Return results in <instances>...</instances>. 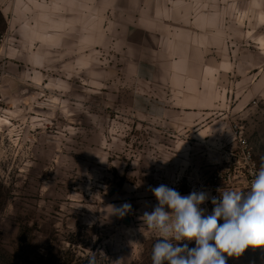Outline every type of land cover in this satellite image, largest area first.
Returning a JSON list of instances; mask_svg holds the SVG:
<instances>
[{
  "label": "rangeland",
  "instance_id": "obj_1",
  "mask_svg": "<svg viewBox=\"0 0 264 264\" xmlns=\"http://www.w3.org/2000/svg\"><path fill=\"white\" fill-rule=\"evenodd\" d=\"M123 6L0 3V264H152L151 187L206 192L211 214V197L233 187L237 131L264 164V70L245 71L264 64V11L239 24L253 39L236 44L230 72L205 75L197 106L136 65ZM225 256L264 264V247Z\"/></svg>",
  "mask_w": 264,
  "mask_h": 264
},
{
  "label": "crops",
  "instance_id": "obj_2",
  "mask_svg": "<svg viewBox=\"0 0 264 264\" xmlns=\"http://www.w3.org/2000/svg\"><path fill=\"white\" fill-rule=\"evenodd\" d=\"M93 2L86 0L87 7ZM123 4L129 20L125 41L129 49L137 50L132 56L136 65L152 66L157 87L182 90L180 96L188 97L183 104L197 106L206 102L205 75L230 72L228 64L238 57L236 44L253 39L244 29L238 34L239 24L248 25L251 11H264V0H123ZM257 56L264 58L263 48ZM255 69L264 70V64L245 71ZM177 79L182 83L173 84Z\"/></svg>",
  "mask_w": 264,
  "mask_h": 264
},
{
  "label": "clouds",
  "instance_id": "obj_3",
  "mask_svg": "<svg viewBox=\"0 0 264 264\" xmlns=\"http://www.w3.org/2000/svg\"><path fill=\"white\" fill-rule=\"evenodd\" d=\"M150 190L157 204L143 213L142 220L159 233L152 264H226L225 254L239 257L249 247H264V164L248 191L225 190L211 197V214L200 207L209 198L206 192L181 195L165 184ZM130 210L131 204L125 203L116 211L124 215ZM183 241H194L195 247L176 243ZM89 264H94V257Z\"/></svg>",
  "mask_w": 264,
  "mask_h": 264
},
{
  "label": "built area",
  "instance_id": "obj_4",
  "mask_svg": "<svg viewBox=\"0 0 264 264\" xmlns=\"http://www.w3.org/2000/svg\"><path fill=\"white\" fill-rule=\"evenodd\" d=\"M238 132L237 156L233 155L235 157L233 173L225 176L224 181L233 186L231 190L246 192L250 189L251 182L260 166L254 158L248 139L244 137L241 131L236 133L238 134ZM214 196L217 197L218 195ZM218 223H223V221H218Z\"/></svg>",
  "mask_w": 264,
  "mask_h": 264
}]
</instances>
